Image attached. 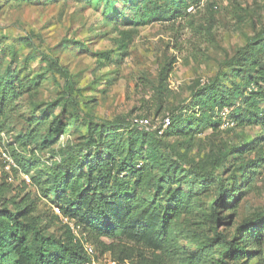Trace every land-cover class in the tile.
<instances>
[{"label":"rangeland","instance_id":"rangeland-1","mask_svg":"<svg viewBox=\"0 0 264 264\" xmlns=\"http://www.w3.org/2000/svg\"><path fill=\"white\" fill-rule=\"evenodd\" d=\"M140 2L0 0V72L10 65L21 88L20 95H14L0 115V184L10 187L4 194L9 202H20L25 196L35 202L34 215L39 218V226L46 228L45 234L61 236L68 224L57 205L50 202L52 193L44 196L35 178L43 182L63 157L81 154L87 118L97 123H126L133 130H144L134 120L147 118L154 129L163 118L179 112L199 119L192 93L219 73H230L225 62L249 40L264 34V0H186L180 16L158 20L149 12L142 21L135 17ZM105 3L111 6L109 14L102 8ZM106 54L110 55L108 60L101 57ZM45 55L57 59L67 70L78 92V112L62 109L61 103L56 107L47 105V117H41L40 110L46 104L60 100L64 85V78L49 70ZM239 80L236 78V82ZM226 86L230 87L228 83ZM248 92L247 88L245 95ZM261 108L264 110V104ZM222 116L221 112L214 116L221 118L216 127L204 124L193 133L168 137L172 147L167 156L174 148L186 161L196 162L264 133L258 126L231 129L227 117ZM50 124L54 126L52 132L48 131ZM36 128L41 134L50 133L48 145L43 149L16 146L17 138ZM119 133L123 139L128 135L126 129ZM260 148L257 153L251 150L245 154V161L264 159V143ZM16 150L33 167L37 159L38 167L28 174L17 169L11 158ZM159 152L164 155V151ZM147 153L145 148L141 151L144 158ZM226 170L227 165L222 176ZM248 170L251 181L247 186H243L245 180L240 182L242 196L231 192L227 204L232 206L219 211L220 217H228L217 226L219 232L231 233L243 219L264 211V165ZM192 177L188 174L181 188L193 194L200 208L195 209L191 227L201 234L208 228L203 212L214 192L211 186L203 188ZM121 181L131 183L130 178ZM158 204L168 205L165 199ZM177 241L187 251H195L180 233ZM261 247L264 258V243ZM143 252L151 253L145 249Z\"/></svg>","mask_w":264,"mask_h":264},{"label":"trees","instance_id":"trees-1","mask_svg":"<svg viewBox=\"0 0 264 264\" xmlns=\"http://www.w3.org/2000/svg\"><path fill=\"white\" fill-rule=\"evenodd\" d=\"M146 1L141 0L140 7L135 8V17L140 21L146 19L149 12L158 20L180 16L179 10L186 0ZM110 7L109 3L102 5L106 14L110 13ZM101 57L108 60L110 55ZM43 59L51 72L64 78V85L60 100L46 104L40 110L41 117L46 119L47 105L56 107L61 103L62 109L68 107L72 113L78 112V92L67 70L49 55ZM225 66L230 73H219L192 93L199 119L185 117L181 112L171 114L169 126L161 135L158 130H133L126 123H97L87 118L84 124L87 136L82 139L81 154L76 158L63 157L43 182L40 177L35 178L44 196L52 193L50 202L57 205L68 224L63 235L45 234L46 228L39 226V218L34 215L35 202L29 201L28 196L20 202H9L4 194L10 187L1 183L0 264H85L88 257L81 241L92 245L99 256L109 254L115 264H264L261 247L264 211L243 219L231 233L219 232L217 228L228 218L220 217L219 211L232 206L227 204L230 193H240L241 197L240 182L245 180L243 186H247L251 181V177H247L248 169L264 165L263 158L244 159L251 150L257 153L261 149L264 133L260 138L235 144L231 149H220L215 155L196 162L186 161L174 148L169 152L170 157L166 154L172 147L168 137L193 133L204 124L216 127L221 118L214 116L223 109L228 110L227 122L231 129L248 126L264 129L261 108L264 104V34L249 40ZM9 67L0 72V115L13 96L20 95L21 88ZM247 88L249 92L245 95ZM27 89L29 91V86ZM53 128L50 124L48 131L52 132ZM121 129L127 130L125 139L119 133ZM49 135V132L41 134L38 128L32 129L16 139V146L34 145L43 149L50 142ZM144 148L148 150L145 158L141 154ZM11 158L16 168L26 174L40 164L35 158L33 167L19 150L12 151ZM226 165V175L222 176ZM190 173L200 186H211L214 192L206 209L208 213L203 212L208 228L201 234L191 227L195 209L200 208L193 194L181 188ZM126 178H130L131 183L121 181ZM164 199L167 206L158 204ZM179 233L191 242L193 253L178 244ZM144 249L151 253H144Z\"/></svg>","mask_w":264,"mask_h":264},{"label":"built area","instance_id":"built-area-1","mask_svg":"<svg viewBox=\"0 0 264 264\" xmlns=\"http://www.w3.org/2000/svg\"><path fill=\"white\" fill-rule=\"evenodd\" d=\"M223 115V116H222ZM221 116L223 118H226L228 116V110L223 109L221 111ZM227 122V121H226ZM133 123L137 124L141 128H143L145 131H153L158 130V134L161 135L169 126V118L165 117L160 123V126L158 128L152 129L151 124L149 123V120L147 118L141 119V120H134ZM227 122V126H228ZM73 229V228H72ZM73 233L76 234L78 237V234L76 231L73 230ZM84 253L88 257V261L85 264H100V262H104L105 264H115V262L112 261L109 254H104L103 256H99L95 248L90 245L89 243L85 241H81Z\"/></svg>","mask_w":264,"mask_h":264}]
</instances>
